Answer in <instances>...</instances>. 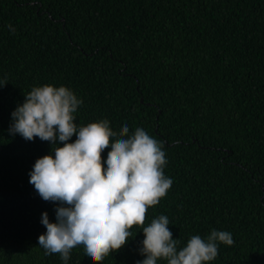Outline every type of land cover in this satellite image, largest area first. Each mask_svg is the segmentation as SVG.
<instances>
[{
  "label": "trees",
  "instance_id": "16d2710c",
  "mask_svg": "<svg viewBox=\"0 0 264 264\" xmlns=\"http://www.w3.org/2000/svg\"><path fill=\"white\" fill-rule=\"evenodd\" d=\"M5 77L0 264H62L37 244L41 212L54 221L55 202L28 182L51 145L7 131L23 94L42 84L81 98L79 125L139 126L162 142L172 184L145 224L167 216L178 247L227 230L233 243L207 264H264V0H0ZM142 239L137 230L98 264H135ZM67 264L91 262L76 249Z\"/></svg>",
  "mask_w": 264,
  "mask_h": 264
},
{
  "label": "clouds",
  "instance_id": "9594fccd",
  "mask_svg": "<svg viewBox=\"0 0 264 264\" xmlns=\"http://www.w3.org/2000/svg\"><path fill=\"white\" fill-rule=\"evenodd\" d=\"M6 82L0 78V86ZM23 96L10 113L7 131L51 145V152L37 157L28 173L39 197L55 202L54 221L46 212L40 215L45 231L37 236V244L46 256L58 255L67 264L70 253L79 249L85 260L98 264L137 230L143 234L137 249L143 258L135 264H207L216 258L219 244L233 243L231 232L213 228L203 238L191 235L178 247L180 240L173 238L167 216L144 223L148 208L167 194L172 180L164 174L162 142L142 127L130 132L123 124L113 134L104 121L75 123L82 100L65 85H36ZM106 148L102 169L100 156Z\"/></svg>",
  "mask_w": 264,
  "mask_h": 264
}]
</instances>
